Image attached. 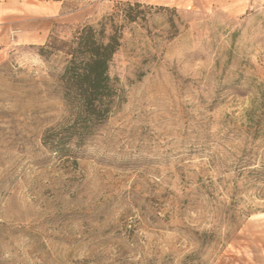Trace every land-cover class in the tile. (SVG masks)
Instances as JSON below:
<instances>
[{"label":"rangeland","instance_id":"1","mask_svg":"<svg viewBox=\"0 0 264 264\" xmlns=\"http://www.w3.org/2000/svg\"><path fill=\"white\" fill-rule=\"evenodd\" d=\"M103 21L86 123L60 49ZM261 263L264 0H0V264Z\"/></svg>","mask_w":264,"mask_h":264},{"label":"trees","instance_id":"2","mask_svg":"<svg viewBox=\"0 0 264 264\" xmlns=\"http://www.w3.org/2000/svg\"><path fill=\"white\" fill-rule=\"evenodd\" d=\"M127 6L132 9L130 4ZM140 7L139 4L135 5L136 9ZM128 19L135 21L132 16ZM105 21L112 23L114 17ZM106 27L107 23L104 21L99 24V29L85 26L70 42H62L60 49L66 57L61 80L67 101L76 103L78 114L85 118L86 123L105 120L119 96L116 80L110 77L109 70L120 47L121 33L113 29V32L107 35ZM47 47L59 51L53 45L49 44Z\"/></svg>","mask_w":264,"mask_h":264},{"label":"crops","instance_id":"3","mask_svg":"<svg viewBox=\"0 0 264 264\" xmlns=\"http://www.w3.org/2000/svg\"><path fill=\"white\" fill-rule=\"evenodd\" d=\"M261 264H264V263H261Z\"/></svg>","mask_w":264,"mask_h":264}]
</instances>
